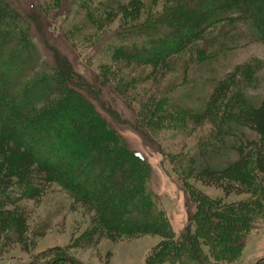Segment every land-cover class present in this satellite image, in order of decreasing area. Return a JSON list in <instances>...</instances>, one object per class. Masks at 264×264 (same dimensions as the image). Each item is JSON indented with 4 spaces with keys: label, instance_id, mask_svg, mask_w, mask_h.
Here are the masks:
<instances>
[{
    "label": "trees",
    "instance_id": "trees-1",
    "mask_svg": "<svg viewBox=\"0 0 264 264\" xmlns=\"http://www.w3.org/2000/svg\"><path fill=\"white\" fill-rule=\"evenodd\" d=\"M42 6L46 19L74 13L71 23L58 31L71 51L80 45L98 48V44L101 53L97 51V55L105 52L111 64L146 66L158 81L162 76L158 72L168 69L170 58L197 42L210 41L206 49L215 52L207 56L205 50L196 49L202 64L215 59L227 44L264 42V0H162L161 12L142 20V0H43ZM73 7H77L75 12ZM117 15L128 17L129 22L118 35L101 37V28ZM29 17L27 10L21 14L9 0H0L1 243L11 241L22 244L24 252L29 250L27 217L20 203L26 199L39 202L49 186L57 184L76 204L93 213L87 245L102 237L116 240L150 233L162 241L146 264H234L250 232L264 224V96L250 97L245 92L257 87L259 65L235 67L212 82L200 112H177L180 119L175 121L181 126L204 121L214 128L198 145L195 157L185 161L178 174L181 179L214 187L223 193V199L250 197L226 204L211 201L184 184L193 203L190 225L175 236L147 189L146 160L114 136L82 93L67 86L71 72L64 56L52 50L53 65L44 67ZM34 22L40 35H46V23ZM108 65L96 67L100 82L128 102L134 101L140 119L150 123L147 116L152 114L155 119L173 121L169 114L164 115L162 106L164 110L173 107L156 100L155 92L138 97L131 88L134 78L126 83L120 67L107 69ZM69 106L79 109L71 113ZM82 118L89 120L81 122ZM214 204L215 219L211 220L204 210ZM30 264L78 262L52 254L36 257Z\"/></svg>",
    "mask_w": 264,
    "mask_h": 264
},
{
    "label": "rangeland",
    "instance_id": "rangeland-1",
    "mask_svg": "<svg viewBox=\"0 0 264 264\" xmlns=\"http://www.w3.org/2000/svg\"><path fill=\"white\" fill-rule=\"evenodd\" d=\"M9 1L21 14L23 10L30 13L34 40L39 47L41 60L45 63L44 67L53 65L52 50L64 56L71 72L67 86L82 93L84 99L91 103L93 110L106 121L114 136L119 138L128 150L146 160L149 167L147 189L157 199L158 206L164 211L175 236L180 234L185 226L190 225L189 213L192 211L193 203L183 189L184 184L211 201L223 200L222 203L227 204L229 201L249 199L250 196L247 195H231L223 199V193L214 187L203 186L191 179H181L178 174L182 171L183 165L185 166V161L195 157L198 145L208 139L214 128L209 122L204 121L199 125L188 122L182 126L176 121L180 119L177 115L180 110L200 112L213 84L223 79L235 67L259 65L256 72L257 87H248L245 92L250 97L264 96V42L239 40L237 43L227 44L222 53L204 64L198 62L200 58L197 60L198 54L195 50H205L207 56H213L215 52L206 49L210 41L197 42L178 56L170 58L168 69L158 72L162 75L158 81V78L154 77L156 76L154 72L146 66L119 64L120 62L118 65L111 64L105 52L97 55V51L101 50L98 44V48L80 45L79 49L71 51L66 42L61 40L58 31L60 26L64 27L67 22L71 23L74 19L72 11L46 19L43 0ZM29 2L32 5H29ZM142 3L141 20L145 15L149 17L161 12L162 0H156L155 5L152 4V0H142ZM34 21L40 26L44 24L43 21L46 23L43 25V28L45 27L43 32L46 35H40ZM127 22L128 17L117 15L110 24L101 28L102 32L99 31V35L101 37L118 35L121 26ZM90 63L92 65L88 66ZM99 64H109L107 69L115 66L118 70L117 66L120 67L119 72L124 82L131 77L134 78L135 83L131 88L138 97L142 98L146 92L149 95L155 92L156 100L161 99V102L165 101V104L173 107L164 110V105L162 106L164 115L169 114L173 121L168 122L167 118L158 120L149 114L147 118L150 123H145L139 118V109L132 105L134 101L128 102L106 83L100 82L101 77L96 69ZM2 89L6 91L4 87ZM155 120L158 121L157 124ZM74 143L75 146L78 145L77 142ZM118 170L114 169L113 173H118ZM113 173L111 174L114 175ZM98 179L95 178L94 181ZM113 187L116 188L114 185ZM20 205L27 217L26 236L29 250L24 252L22 244L11 241L2 242L3 245L1 238L0 264H30L36 257L45 258L52 254H62L78 264H146L148 256L162 241L158 235L143 233L134 238L121 237L116 240L102 237L95 243L87 245L85 238L89 237L93 213L76 204L57 184L49 186L39 202L26 199ZM215 207L217 204L204 210L206 218L215 219L213 217ZM190 228H193V224ZM234 264H264V224L250 232L241 255Z\"/></svg>",
    "mask_w": 264,
    "mask_h": 264
},
{
    "label": "bare ground",
    "instance_id": "bare-ground-1",
    "mask_svg": "<svg viewBox=\"0 0 264 264\" xmlns=\"http://www.w3.org/2000/svg\"><path fill=\"white\" fill-rule=\"evenodd\" d=\"M67 108L70 110L71 113H73V112H75V111H77L79 109L78 107H76V108L75 107L74 108L72 107L71 108V106H69Z\"/></svg>",
    "mask_w": 264,
    "mask_h": 264
}]
</instances>
